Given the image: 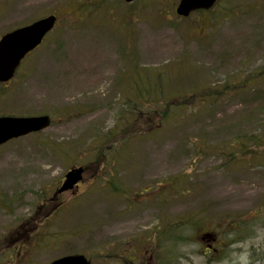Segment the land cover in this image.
Segmentation results:
<instances>
[{
  "label": "rangeland",
  "instance_id": "rangeland-1",
  "mask_svg": "<svg viewBox=\"0 0 264 264\" xmlns=\"http://www.w3.org/2000/svg\"><path fill=\"white\" fill-rule=\"evenodd\" d=\"M176 4L0 0V35L58 17L0 105V116L52 119L0 146V264L66 255L88 264H206L208 244L219 252L212 264H264V0H220L187 18L174 13ZM129 64L146 76L137 85L163 76L162 94L145 100L129 90L136 78ZM203 85L230 88L193 103ZM176 94L190 104L176 121L161 122L157 110ZM108 140L127 143L102 156ZM72 167H84L83 181L52 200ZM190 216L200 223L164 263L157 235ZM239 218L247 240L221 251ZM206 233L214 241L202 240Z\"/></svg>",
  "mask_w": 264,
  "mask_h": 264
},
{
  "label": "water",
  "instance_id": "water-1",
  "mask_svg": "<svg viewBox=\"0 0 264 264\" xmlns=\"http://www.w3.org/2000/svg\"><path fill=\"white\" fill-rule=\"evenodd\" d=\"M132 3L135 0H124ZM216 0H179L175 13L179 17H187L195 10L209 9ZM55 16L50 15L28 26L16 29L0 39V81L6 82L13 77L23 57L32 51L55 23ZM50 125L48 115L27 117H0V145L30 133L45 130ZM84 169L82 167L71 168L64 175V180L57 190L63 193L72 190L82 181ZM50 264H88L82 255H69L54 260Z\"/></svg>",
  "mask_w": 264,
  "mask_h": 264
},
{
  "label": "trees",
  "instance_id": "trees-1",
  "mask_svg": "<svg viewBox=\"0 0 264 264\" xmlns=\"http://www.w3.org/2000/svg\"><path fill=\"white\" fill-rule=\"evenodd\" d=\"M139 1V0H138ZM220 0L217 1L216 4H218ZM135 3V2H134ZM132 3V4H134ZM130 56V54H129ZM129 68H135L133 71V74L136 73V78L133 79V82L129 83V87H131V89L129 90H135L138 92V95L142 96L143 99L145 100H151V98L154 100L153 96L151 93H153V91L158 90L159 91V95L160 96L162 94V86L163 84V76L158 75L157 76V80L155 81H148L147 78V83H142V84H136L135 81H140L141 82V78L144 75H141V73L139 74L136 71V66L134 64H129ZM190 70V68L187 69H181L180 70V74H182L183 72H188ZM146 79V76H144ZM243 86H239V89H241ZM229 85H225L224 88L221 90H215V89H205L204 90V85L202 86V89L200 88V91L198 93H196L195 95L190 96V99H193L194 102L196 103V101L199 100H203L206 101V99L208 97H212V99L214 100L217 97H220L223 93H225V91H227L229 89ZM238 88V87H235ZM175 99H178V101H175ZM190 99H184V96L182 95H173L172 97H169L168 95L165 96V102L160 106L161 107V111L157 110L158 112V116L159 119H161L162 121H167V120H175L177 117H179V111H183L187 108V105L190 104L189 100ZM140 100V99H139ZM142 101V100H140ZM162 101V100H161ZM191 107V106H189ZM150 113V112H147ZM176 121V120H175ZM174 123V122H171ZM125 139V138H124ZM129 141H131L130 137L129 139H126ZM126 140H120L117 143H115L113 140H108L104 143H102L100 146V154H102V156L104 155L105 152L111 151L113 148H117L119 146H123L127 143ZM232 147H238V151H240L241 153L246 152V150L240 148L242 145L240 144V142H235L233 144H231ZM105 151V152H104ZM237 151V152H238ZM178 177H172L170 179L167 180V186H172L175 182H177ZM186 192V190L182 189L181 193ZM188 193V192H186ZM176 194V189H175V193ZM61 207L58 208V210ZM260 213H264V205L259 208ZM56 212V210L54 208L51 209H47L46 210V214L43 217V221H47L48 218L54 214ZM257 215V214H256ZM48 216V217H47ZM47 217V218H46ZM200 217L198 216H190L187 218H179L178 220H176V223H170V225L167 224V227L163 228L162 231H160V233L157 235L156 240L159 241L157 244L156 249H165V252L167 253L166 257L168 259H163L164 263L168 262L170 263L174 257V253L173 255L170 254L172 247L177 249L179 246H182L184 243V241L186 240L185 237V232L186 230H188V228H194L195 226H197V224H195V222H199ZM233 219H231V223L229 226V229L226 230V234L229 236V239L226 242V245L221 248V251H224L228 248H230V246L234 245V244H238L241 242H244L245 240H247L248 235L243 236L242 234V223H244V218H239L238 220H236L233 224H232ZM200 223V222H199ZM249 225V224H248ZM244 226H246L244 224ZM248 228L244 227V230L247 232ZM223 232V233H225ZM214 251H209L206 252L209 254V256H207V261L206 264H212L213 262H217L219 261L218 259H211V256H215L216 254H218L219 252L217 251V248H214ZM155 253V251H154ZM156 254V253H155ZM214 254V255H213ZM159 255L156 254V259L157 262H159ZM177 258V257H176ZM175 258V259H176ZM171 260V261H170Z\"/></svg>",
  "mask_w": 264,
  "mask_h": 264
},
{
  "label": "flooded vegetation",
  "instance_id": "flooded-vegetation-1",
  "mask_svg": "<svg viewBox=\"0 0 264 264\" xmlns=\"http://www.w3.org/2000/svg\"><path fill=\"white\" fill-rule=\"evenodd\" d=\"M50 15H54L55 18H56V19H55V24H54L53 28L51 29V31H49L47 34H45V36L42 38V40H41V42L39 43V45H37L32 51H30L29 53H27V54L25 55V57H24L23 60L21 61L20 65H19V66L17 67V69L15 70L12 79H10V80L7 81V82H1V81H0V105H1L2 102H3V96H4V92H5L6 88L8 87L9 84H11V83L16 79L17 73H18L20 67L22 66L24 60H25L28 56H30L31 54H33L34 52H36L39 48H41V47L44 45V43H45L47 37H48V36H49V35L55 30L56 25H57V19H58V17H57V15H55V14H49V15H46V16L41 17V18H39V19L33 20V21L30 22L29 24L23 25V26L30 25V24H32V23H34V22H36V21H38V20H40V19H43V18H45V17H47V16H50ZM23 26H19V27H16V28L12 29V30H9V31H7V32L2 33V34L0 35V39H1L4 35H6V34L12 32V31L16 30L17 28H21V27H23ZM204 237H205V236H204ZM206 238H207V237H206ZM201 239H202V240H205L203 237H202ZM206 240H207V239H206ZM208 240H210V239H208ZM208 240H207V241H208ZM214 248H215V247H213L211 244H208V245L206 246L205 253H206V252H209V251H211V252L214 251V250H215Z\"/></svg>",
  "mask_w": 264,
  "mask_h": 264
}]
</instances>
